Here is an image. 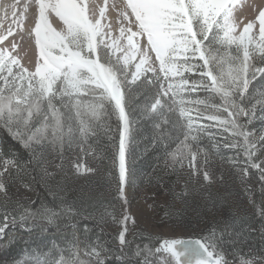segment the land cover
Returning a JSON list of instances; mask_svg holds the SVG:
<instances>
[{"label":"snow or ice","instance_id":"1","mask_svg":"<svg viewBox=\"0 0 264 264\" xmlns=\"http://www.w3.org/2000/svg\"><path fill=\"white\" fill-rule=\"evenodd\" d=\"M241 7V0H0V129L24 150L0 146V245L33 237L28 264H234L229 255L251 242L239 264H264V209L257 250V229L211 191L224 184L225 166L245 192L256 170L264 191V127H250L264 121V6L252 19L238 16ZM26 36L35 50L27 64ZM137 113L151 120V142L162 149L149 184L182 204L195 194L221 216L199 238L137 242L125 194ZM113 118L119 212L69 183L96 172L82 156L95 153L92 142L111 132ZM37 188L51 200L32 199ZM107 218L119 225L113 245L84 222Z\"/></svg>","mask_w":264,"mask_h":264},{"label":"trees","instance_id":"2","mask_svg":"<svg viewBox=\"0 0 264 264\" xmlns=\"http://www.w3.org/2000/svg\"><path fill=\"white\" fill-rule=\"evenodd\" d=\"M259 83L260 82H257V86ZM201 95H203V93H201ZM109 123L111 124V132L107 135L102 132L100 136L92 142V148L95 149V153L91 152V157L94 158L91 165H93V168L96 169V172L94 174H90L88 179H72L69 181V183L75 188L85 186L87 189L93 192L97 199L102 198L105 206H107L109 203L115 204L119 212V200L116 199V181H106L107 176L105 175L107 173L106 170L110 168L112 177L116 180L118 179V167L112 164V158L118 150V124L115 118H113ZM250 127L254 130H259L264 127V121L257 120L252 125H250ZM152 134L153 129L151 120H149L147 117H139L138 113L135 114L132 117L127 162L130 170L129 179L130 181L135 182L136 185L143 184L142 186H155L154 182L149 184L148 178L153 175L154 169H157L158 165L163 164V160L158 159V157L162 156V149L151 142ZM0 146H3L5 152L14 150L21 155L24 154V150L15 141L11 140V138L6 134L5 131H2V129H0ZM173 147H175V145H173ZM224 154L226 156L234 155L232 151L228 150H225ZM100 156H103L104 159H100ZM241 159L243 158L241 157ZM250 172L252 173L253 181H258L256 170L250 169ZM107 182L110 183V189H104ZM258 185L259 186L256 189H251V193L249 194L251 198L250 208L252 211L249 213L244 212L245 214L242 212V215H240L243 218L242 223H246L251 225L254 229H257V231L252 233V237L256 242L254 245L255 247H259V228L261 226L259 213L263 209L262 199L264 197V191L261 190L259 182ZM32 199H36L38 201L39 199H44L46 202L51 200V198L48 196V193L42 188H37L35 192H33ZM197 218H199V216H197ZM84 222L88 223L93 229L94 235H100L101 240L108 242L109 245L114 244L113 238L116 236V234H112L104 230L101 231L100 225L96 224L91 219ZM206 222L207 227L204 232H208V230L214 224L213 221ZM219 223L220 222H217L215 224ZM202 233L199 235V237L203 235ZM21 235L22 238H18L17 241L10 246L0 245V264H28V253L32 248L35 247V243L33 242L34 238L28 236L26 233H22ZM143 237L148 236L137 235V242H148L147 240L143 239ZM129 239H131V237H129ZM152 243H156V238H153ZM249 244H251V242ZM244 245L245 246L240 247V251H243L246 249L244 247L248 246L247 244ZM228 250L232 249L229 248Z\"/></svg>","mask_w":264,"mask_h":264},{"label":"rangeland","instance_id":"3","mask_svg":"<svg viewBox=\"0 0 264 264\" xmlns=\"http://www.w3.org/2000/svg\"><path fill=\"white\" fill-rule=\"evenodd\" d=\"M5 2H12V0H5ZM241 4L242 7L238 10V16L252 19L255 15L254 8L264 6V0H241ZM20 51L22 54L27 51V57L23 61L26 64L28 60H34V44L27 36L24 41L21 42ZM91 156V152H89L88 154L83 155L82 159L85 163L93 167L91 164L94 158ZM212 167L216 172V175L219 176V165H213ZM106 171V181H116V179L112 177L110 168ZM224 171V184L221 185L219 180H217V182L212 185L211 191L224 196L226 198V205L231 206V208L237 211L239 215H242V212L243 214L251 212V198L249 195L251 192H245V185H242L229 174L227 166H225ZM109 173H111V175H109ZM248 183L251 184V189H256L259 186L258 181H253V179L249 180ZM109 185L110 183L107 182L104 189H110ZM142 185L143 184L136 185L135 182H132L129 179L128 184L125 186V194L128 199L126 207L128 213L135 217L137 225L136 231L138 232V235L151 236L153 238H199L202 231V234L206 233L204 232L207 227L206 221H213L214 224L221 221V216L217 214L215 210L207 211L199 206L202 201L200 200V197L195 194L188 199L186 204H182L180 201L174 200L172 196L162 191H157L155 186L148 187ZM180 190L181 186H177V191ZM205 191H207V189H205ZM228 193H231V195H228ZM29 195L31 198L33 197V193H30ZM149 205H153V207H149ZM170 205L174 206L177 214L174 216H165V209ZM262 205L264 209V197L262 199ZM118 208L119 211L122 210L121 201H119ZM223 211L227 212L228 208L224 207ZM196 214L199 218H197ZM129 227L131 229V225H129ZM100 228H103L104 231H108L112 234H117L119 231V225L113 223L110 218H107L106 224L100 225ZM247 245L248 246L244 248H246V251L249 253V248L252 245ZM243 246L245 245L239 246L235 256L229 255L228 258L230 259L232 257L238 259V255L244 253L240 251V247ZM256 248L258 249V247ZM228 251L231 253L232 250Z\"/></svg>","mask_w":264,"mask_h":264},{"label":"built area","instance_id":"4","mask_svg":"<svg viewBox=\"0 0 264 264\" xmlns=\"http://www.w3.org/2000/svg\"><path fill=\"white\" fill-rule=\"evenodd\" d=\"M242 252H244V253H240L239 255H238V257H241V256H243V257H245V258H247V256H248V252L246 251V249H244ZM230 260H233L234 261V264H239V259H235V258H230Z\"/></svg>","mask_w":264,"mask_h":264},{"label":"water","instance_id":"5","mask_svg":"<svg viewBox=\"0 0 264 264\" xmlns=\"http://www.w3.org/2000/svg\"><path fill=\"white\" fill-rule=\"evenodd\" d=\"M188 238H196V237H188ZM198 238V237H197Z\"/></svg>","mask_w":264,"mask_h":264},{"label":"bare ground","instance_id":"6","mask_svg":"<svg viewBox=\"0 0 264 264\" xmlns=\"http://www.w3.org/2000/svg\"><path fill=\"white\" fill-rule=\"evenodd\" d=\"M101 2H102V0H101Z\"/></svg>","mask_w":264,"mask_h":264}]
</instances>
